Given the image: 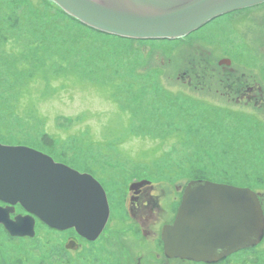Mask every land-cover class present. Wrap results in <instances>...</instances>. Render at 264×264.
I'll list each match as a JSON object with an SVG mask.
<instances>
[{
	"label": "rangeland",
	"instance_id": "1",
	"mask_svg": "<svg viewBox=\"0 0 264 264\" xmlns=\"http://www.w3.org/2000/svg\"><path fill=\"white\" fill-rule=\"evenodd\" d=\"M3 1L0 32L6 33L0 34V143L33 147L93 175L108 195L112 222L98 241L87 242L79 252L65 247L74 235L71 229L54 230L37 219L34 237L14 238L0 225V264H116L113 253L118 252L121 239L116 222L124 213L125 189L142 177L158 182L166 178L172 186L194 178L209 179L251 187L264 198V109L228 102L221 94L226 76L221 68L206 74L213 90H189L175 76L183 67L191 68L188 59H199L191 49L177 52L175 47H158L159 54L151 58L143 47H130L135 42L88 30L48 4L39 5L44 17L38 20L34 5L26 4L27 0ZM6 4L27 18L24 26L22 22L16 28L9 26ZM241 13L217 17L190 33L188 40L205 37V43L216 45L205 47L212 56L232 58L235 68L256 76L264 88V47H246L250 43L246 30L254 19H242ZM41 25H47L48 39L32 59L68 55L69 66L54 64L53 72L66 69L69 76H47L40 82L45 99L32 86L24 99L20 87H14L16 77L11 76L15 63L4 57L13 60L20 51L28 54L26 36L18 31ZM257 27L252 24L254 36L259 35ZM180 42L186 40L140 43ZM146 61L152 69L145 66L143 74ZM81 79L88 83L81 84ZM27 105H36V111ZM16 214L26 211L17 206ZM247 254L248 264H264V240Z\"/></svg>",
	"mask_w": 264,
	"mask_h": 264
},
{
	"label": "water",
	"instance_id": "2",
	"mask_svg": "<svg viewBox=\"0 0 264 264\" xmlns=\"http://www.w3.org/2000/svg\"><path fill=\"white\" fill-rule=\"evenodd\" d=\"M84 24L134 39H177L211 20L264 0H53ZM221 65H231L223 58ZM133 187V186H132ZM0 224L13 237H34L40 219L94 241L110 204L100 181L26 145L0 143ZM20 204L26 214H16ZM169 256L214 262L264 238V207L251 187L193 179L175 221L162 232ZM69 241L67 248L74 249Z\"/></svg>",
	"mask_w": 264,
	"mask_h": 264
},
{
	"label": "flooded vegetation",
	"instance_id": "3",
	"mask_svg": "<svg viewBox=\"0 0 264 264\" xmlns=\"http://www.w3.org/2000/svg\"><path fill=\"white\" fill-rule=\"evenodd\" d=\"M239 12H243L240 18L251 19L252 21L254 19L253 23L258 25V31H256L259 32L258 36H254L255 32H252L253 23L247 28L246 35L249 33L248 39L250 43L246 47H264V3L239 10ZM100 33L113 36V34L102 31ZM189 35L181 39L186 40V42L165 44L135 43L131 44L130 47H146L152 57H156L159 54L158 47H175L173 50L176 51L179 48L191 49L199 56V59L197 61V57L193 58L195 61L188 59L189 65L192 63L191 68L183 67V71L175 76L176 80L182 81L183 85L189 90L190 88L200 91L213 90V85L210 84L212 82H209L211 77H206L204 72H201V68H206L207 72L209 71L208 75L210 71L220 72L221 68L224 71L221 72L226 76L222 78L225 80V90L220 93L226 96L228 102L231 103L232 101L237 105H252L255 108L264 109V88L256 79V76L240 72L239 69L234 67L233 60L229 66L226 64L221 65L219 63L221 59L230 57L225 55L221 57L212 56L213 52L205 47H216V45L205 43V37L188 40ZM259 41H262V43L258 44L257 42ZM172 58L171 56L168 58L169 63L173 62ZM202 78L207 80L203 82ZM215 91L218 92L219 88H216ZM162 180L158 182L149 177H142L131 181L127 185L125 189L124 213L117 217L116 222L121 233V239L117 242L118 252L113 253V258H116V264H248L251 259L247 257V253L252 248L236 251L214 262L196 261L167 255L162 232L165 226L175 221L185 186L191 180H188L185 185L176 184L174 186L167 181L168 179ZM0 203L6 205L3 202ZM110 220L112 222L111 218H109ZM71 230H73L74 235L68 241L74 242V249H69V251L79 252L87 242L92 244L100 239L99 237L95 241H90L79 236L74 229ZM239 253L240 255L237 257L236 255ZM241 254H246V257Z\"/></svg>",
	"mask_w": 264,
	"mask_h": 264
},
{
	"label": "trees",
	"instance_id": "4",
	"mask_svg": "<svg viewBox=\"0 0 264 264\" xmlns=\"http://www.w3.org/2000/svg\"><path fill=\"white\" fill-rule=\"evenodd\" d=\"M43 1H45L46 3L45 2H39L36 0H27L26 4H33L34 5V9H33L35 11L34 17L36 19H38V20L43 19L44 13L42 12L41 6H39V5L41 3H44V4H48L49 6L53 7L55 10H58L60 12L62 11L63 14L65 15V17L70 22H77L80 25H82L84 28L101 34L100 30H97L93 27H90V26L82 23L79 19L68 14L65 10H63L62 7H60L53 0H43ZM1 2H5V1L0 0V3ZM5 6L8 8L7 10H9L8 18L11 19V23L9 26L11 28H16L20 22H22V25L24 26V24L27 22V18L25 16H21V15L15 13L13 11L14 8H12L11 4H9V5L6 4ZM46 29H47V25H45L44 27H42V25H41L35 29H27L25 31H22V30L18 31L19 34L26 36V44L28 45L26 50L29 53L28 54L26 52L22 53L21 51L18 54L15 53V55L19 56V57L16 59H13V60H11L9 55H7V57H4L5 60L8 61V63H11V62L15 63V66L13 67L14 70H13V72H11V76L16 77L14 80V83H15L14 87L16 89L18 87H20V91L23 93V94H21V97H24V99L26 96L30 95V94H25V93L30 91L31 86H32V88H37L35 94H38L42 98V100L45 99L46 94L43 93L44 86L41 87L40 82H41V80H44L45 78H47V76L49 78L55 77L56 79H57V76H58V78H60V76L63 78H67L69 76V74H67L66 69L63 71H60L59 73L53 72V65L54 64L59 65V66H69L70 61L68 62V60H67L68 55H64L61 57L59 54L56 53V54H53L48 60L43 59V58L40 59L39 56H38L39 59H37V58L32 59V57H36V53H38L39 49L44 48L43 46L45 45V39H48V37L46 36L47 35ZM3 32H4V34L6 33V31L4 30V31L0 32V34H3ZM101 35H103V34H101ZM111 37H113L117 40H119V39L128 40L129 39V40H131L135 43H138V44H140V42H142V41H147V39H134V38L122 37V36H118V35H113ZM165 40H168V39H165ZM157 41H159V39ZM46 48H53V47H46ZM136 48L139 49L140 47H136ZM143 50L148 52V50H146V47H143ZM57 51H59V49ZM149 54L151 55V53H149ZM151 58H153V57L151 56ZM20 60H22V61H20ZM151 62H153V61L151 60ZM16 63H20V64L18 65ZM145 66L147 68H149L150 70L152 69V64L150 62L146 61L145 65H143V67H142L143 68L142 69L143 74H145L144 73V70L146 69ZM7 69H8V66H7ZM71 71H72L71 72L72 76H74L76 78V72L74 70H71ZM201 72L202 73L204 72V75H206L207 69L203 68ZM8 75L10 78L9 73H8ZM21 75H23V77H22V79H19V77ZM58 80H62L64 82L63 79H58ZM83 81L84 80L81 79L80 83L81 84L82 83L83 84L88 83V82H83ZM10 82H11V80H10ZM64 86H66V84ZM167 94H168V92H167ZM121 95L122 96L124 95V91H122V90H121ZM19 96L20 95H18L17 98H19ZM36 105H37L36 110L39 111V109H38L39 104H36ZM36 105H27V106H29V108L32 111H36L35 110ZM194 179H197V178H194ZM14 238H16V237H14Z\"/></svg>",
	"mask_w": 264,
	"mask_h": 264
}]
</instances>
